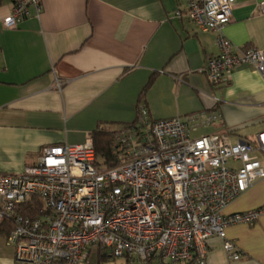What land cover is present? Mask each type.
I'll return each instance as SVG.
<instances>
[{"label": "crops", "instance_id": "obj_1", "mask_svg": "<svg viewBox=\"0 0 264 264\" xmlns=\"http://www.w3.org/2000/svg\"><path fill=\"white\" fill-rule=\"evenodd\" d=\"M233 1L225 36L235 49L264 51V0ZM13 3L0 6V175L35 165L45 147L81 145L98 128L132 124L140 106L154 120L220 117L195 136L235 143L264 132V76L242 65L210 84L201 69L218 55L215 34L174 17L186 0H41L39 15L29 9L6 29ZM251 210L262 211L257 222L226 230L241 258L229 259L212 237L205 264H264V178L225 213ZM6 225L0 220V264H15Z\"/></svg>", "mask_w": 264, "mask_h": 264}, {"label": "built area", "instance_id": "obj_2", "mask_svg": "<svg viewBox=\"0 0 264 264\" xmlns=\"http://www.w3.org/2000/svg\"><path fill=\"white\" fill-rule=\"evenodd\" d=\"M233 0H186L176 19L215 34L218 55L201 69L210 84L242 65L264 76V51L235 49L224 34ZM264 13V4L260 6ZM41 0H14L3 20L15 29ZM215 112L154 120L144 106L114 134L116 164L100 167L91 139L41 150L35 165L0 175V220L9 221L15 264H86L89 249L128 264H205L207 242L222 240L228 258L241 254L227 240L234 225H251L260 210L226 214L228 205L264 178V132L252 141L195 134L219 120ZM235 164V165H234ZM38 199L34 218L21 208Z\"/></svg>", "mask_w": 264, "mask_h": 264}, {"label": "trees", "instance_id": "obj_3", "mask_svg": "<svg viewBox=\"0 0 264 264\" xmlns=\"http://www.w3.org/2000/svg\"><path fill=\"white\" fill-rule=\"evenodd\" d=\"M4 0H0V6ZM147 89V86L143 89L142 95ZM123 127V126H122ZM120 129V128H119ZM117 131V130H116ZM116 131H107L104 128H98L93 131L90 138L93 143L95 151L96 162L100 167H110L116 164V158L114 155V134ZM42 208V204L38 199H33L30 203L24 205L21 208V213L24 216L34 218L39 215V211ZM6 229H9V234L12 230V224L9 221H4ZM107 256H101L98 254L99 260L106 258ZM128 264V263H127Z\"/></svg>", "mask_w": 264, "mask_h": 264}, {"label": "rangeland", "instance_id": "obj_4", "mask_svg": "<svg viewBox=\"0 0 264 264\" xmlns=\"http://www.w3.org/2000/svg\"><path fill=\"white\" fill-rule=\"evenodd\" d=\"M86 264H127V262L121 258L110 257H106L102 260H99L97 248L92 247L91 249H89V256L87 258Z\"/></svg>", "mask_w": 264, "mask_h": 264}]
</instances>
